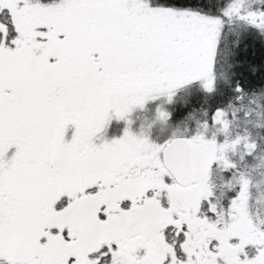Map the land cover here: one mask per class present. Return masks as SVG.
I'll return each instance as SVG.
<instances>
[{
  "label": "snow or ice",
  "instance_id": "snow-or-ice-1",
  "mask_svg": "<svg viewBox=\"0 0 264 264\" xmlns=\"http://www.w3.org/2000/svg\"><path fill=\"white\" fill-rule=\"evenodd\" d=\"M0 264H264V0H0Z\"/></svg>",
  "mask_w": 264,
  "mask_h": 264
},
{
  "label": "trees",
  "instance_id": "trees-1",
  "mask_svg": "<svg viewBox=\"0 0 264 264\" xmlns=\"http://www.w3.org/2000/svg\"><path fill=\"white\" fill-rule=\"evenodd\" d=\"M178 103H179V101H178Z\"/></svg>",
  "mask_w": 264,
  "mask_h": 264
}]
</instances>
